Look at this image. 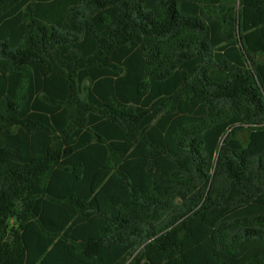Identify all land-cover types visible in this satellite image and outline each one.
<instances>
[{"label":"trees","instance_id":"16d2710c","mask_svg":"<svg viewBox=\"0 0 264 264\" xmlns=\"http://www.w3.org/2000/svg\"><path fill=\"white\" fill-rule=\"evenodd\" d=\"M0 264H264V0H0Z\"/></svg>","mask_w":264,"mask_h":264},{"label":"rangeland","instance_id":"374dc122","mask_svg":"<svg viewBox=\"0 0 264 264\" xmlns=\"http://www.w3.org/2000/svg\"><path fill=\"white\" fill-rule=\"evenodd\" d=\"M244 138V136H242Z\"/></svg>","mask_w":264,"mask_h":264}]
</instances>
